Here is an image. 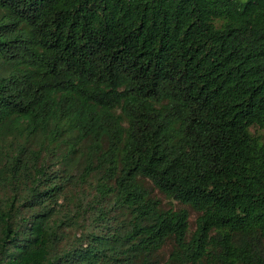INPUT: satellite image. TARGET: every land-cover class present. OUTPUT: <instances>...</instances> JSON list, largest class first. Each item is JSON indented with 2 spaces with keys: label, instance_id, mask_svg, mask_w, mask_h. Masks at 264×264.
Wrapping results in <instances>:
<instances>
[{
  "label": "trees",
  "instance_id": "trees-1",
  "mask_svg": "<svg viewBox=\"0 0 264 264\" xmlns=\"http://www.w3.org/2000/svg\"><path fill=\"white\" fill-rule=\"evenodd\" d=\"M166 246L264 264V0H0V264Z\"/></svg>",
  "mask_w": 264,
  "mask_h": 264
},
{
  "label": "rangeland",
  "instance_id": "rangeland-1",
  "mask_svg": "<svg viewBox=\"0 0 264 264\" xmlns=\"http://www.w3.org/2000/svg\"><path fill=\"white\" fill-rule=\"evenodd\" d=\"M148 184V182H147ZM157 196L158 198L161 199L163 205L165 207H169V206H178L175 202L173 201H169L168 199H166L165 197H163L162 195H160L159 193H157L156 190L153 191ZM196 217V213L189 209V224H190V227L193 229L194 228V219ZM168 249H169V246H166L164 249H163V261H162V264L165 262V259H166V255H167V252H168ZM169 264V263H168Z\"/></svg>",
  "mask_w": 264,
  "mask_h": 264
}]
</instances>
